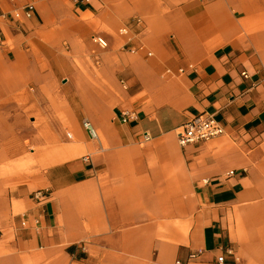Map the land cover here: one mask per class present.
Returning a JSON list of instances; mask_svg holds the SVG:
<instances>
[{"label":"crops","instance_id":"obj_1","mask_svg":"<svg viewBox=\"0 0 264 264\" xmlns=\"http://www.w3.org/2000/svg\"><path fill=\"white\" fill-rule=\"evenodd\" d=\"M0 39V161L13 111L35 147L0 264H264V0H0ZM201 114L223 134L181 146Z\"/></svg>","mask_w":264,"mask_h":264},{"label":"built area","instance_id":"obj_2","mask_svg":"<svg viewBox=\"0 0 264 264\" xmlns=\"http://www.w3.org/2000/svg\"><path fill=\"white\" fill-rule=\"evenodd\" d=\"M72 1L78 2V0H72ZM84 1H88V0H84ZM33 11H34V5L26 4L22 9L14 10L13 16L17 19L21 18L22 16L25 18H31ZM135 23L136 24L140 23V19L136 18ZM121 32L125 33L126 28H122ZM95 40L100 46H106V43L103 39L96 37ZM0 43H1V39H0ZM134 118H136V114L133 110H123L120 112V119L124 123L128 122L129 120H133ZM83 126L88 131V133L92 138H96V132L88 120H85L83 122ZM223 132L224 129L222 125L217 120H215L212 115L201 114L187 121L185 124L181 126L178 142L181 146H186L188 144H194L197 142L210 140L212 138L222 135ZM142 139H143L142 142H148L151 139V137L149 134L144 133L142 135ZM229 173L231 174L232 172ZM34 195L39 196L40 192L36 191ZM217 261L222 262L223 258L218 257ZM175 264H180V262L176 261Z\"/></svg>","mask_w":264,"mask_h":264},{"label":"rangeland","instance_id":"obj_3","mask_svg":"<svg viewBox=\"0 0 264 264\" xmlns=\"http://www.w3.org/2000/svg\"><path fill=\"white\" fill-rule=\"evenodd\" d=\"M27 4H33L34 8H35V2H29ZM26 5V4H25ZM20 10V9H18ZM33 15V14H32ZM138 17H133L130 22L131 23H135V19ZM123 27L118 26L114 31L112 32H118L120 34H122L121 29ZM66 50H68V46L65 47ZM13 116H12V122L14 125V133H13V140L14 139H19V141L22 142V145L24 147V155L23 157H19L17 159L11 160V161H0V169L2 170V173L4 170L8 171L10 170V172L13 173H18L20 174L23 179L20 180V182L22 180H27L30 178H28V174L31 173L32 168L35 167L34 161L33 159L30 157V152L33 151L35 149L34 145L30 142L29 137H30V132H27V127H23L24 121L23 119H26L25 124H29L31 121L30 119L26 118L25 116L22 115V113L20 111H13L12 112ZM86 120V119H85ZM83 120V122L85 121ZM82 122V124H83ZM16 132V133H15ZM3 133V132H2ZM5 137H2V142H0V151L4 150L5 147V143H4V139ZM7 173V172H6ZM14 176L8 175L7 177L5 176V180H10L13 179ZM27 178V179H26ZM35 179V178H33Z\"/></svg>","mask_w":264,"mask_h":264}]
</instances>
